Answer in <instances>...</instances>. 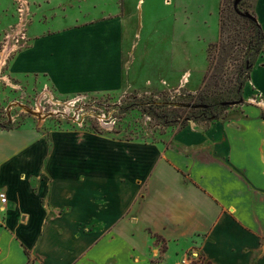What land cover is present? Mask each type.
<instances>
[{
    "label": "crops",
    "instance_id": "crops-1",
    "mask_svg": "<svg viewBox=\"0 0 264 264\" xmlns=\"http://www.w3.org/2000/svg\"><path fill=\"white\" fill-rule=\"evenodd\" d=\"M250 13L264 32V0ZM112 26L41 35L11 71L54 80L63 40H117ZM65 137L0 130V264H176L194 247L203 264H264V54L242 104L167 143Z\"/></svg>",
    "mask_w": 264,
    "mask_h": 264
},
{
    "label": "rangeland",
    "instance_id": "rangeland-1",
    "mask_svg": "<svg viewBox=\"0 0 264 264\" xmlns=\"http://www.w3.org/2000/svg\"><path fill=\"white\" fill-rule=\"evenodd\" d=\"M234 1L0 0V130L54 134L63 145L70 132L79 145L92 134L167 143L192 122L221 118L218 108L193 107L208 77L217 84L211 92L227 97L240 83L245 89L246 65L264 54L260 34L235 14ZM251 7L243 0L239 11ZM94 21L114 22L117 40H63L64 59L73 61L55 81L11 71L41 35Z\"/></svg>",
    "mask_w": 264,
    "mask_h": 264
},
{
    "label": "trees",
    "instance_id": "trees-1",
    "mask_svg": "<svg viewBox=\"0 0 264 264\" xmlns=\"http://www.w3.org/2000/svg\"><path fill=\"white\" fill-rule=\"evenodd\" d=\"M233 8H234V5H233ZM234 12H235V14H237L235 9H234ZM237 15L239 17L245 19L246 21H248L254 27V29L260 34V36H261L260 47H261L262 44H264V32H263L261 26L259 25V23L257 22V20L256 19L255 20L249 19V18L240 16L239 14H237ZM246 66L248 69L247 79L249 81L250 73L253 69L254 64L252 65V62H249V64ZM210 79H211V81L214 80L215 76L213 75L211 77H208L207 80H209V81L207 83H205L204 90H202V93L198 94L197 97H195L197 101L193 107H197L198 109H202L201 111H203L205 113H209L216 108L220 109L221 111H223L225 113L228 109H230L231 106H233L232 105L233 103L239 104V103L243 102L242 91H244V89H243L244 83H240L238 86H236L235 90H230L229 95L227 97H225L223 92H219V91L211 92V89H214L217 86V84H214L211 87L209 85ZM232 94H234V95L232 96ZM219 118L220 117H218V114H217L216 116L209 118L207 121H209V123H211V122H214L215 120H218ZM5 130L10 131V130H13V128L11 126H9ZM157 239H160V238H157Z\"/></svg>",
    "mask_w": 264,
    "mask_h": 264
},
{
    "label": "built area",
    "instance_id": "built-area-1",
    "mask_svg": "<svg viewBox=\"0 0 264 264\" xmlns=\"http://www.w3.org/2000/svg\"><path fill=\"white\" fill-rule=\"evenodd\" d=\"M0 203L1 204L7 203L6 194L3 192H0ZM203 262H204L203 253L199 248L194 247L185 255L184 258H182L176 264H203Z\"/></svg>",
    "mask_w": 264,
    "mask_h": 264
},
{
    "label": "water",
    "instance_id": "water-1",
    "mask_svg": "<svg viewBox=\"0 0 264 264\" xmlns=\"http://www.w3.org/2000/svg\"><path fill=\"white\" fill-rule=\"evenodd\" d=\"M243 0H235L234 1V9L235 11L237 12V14H239L240 16H243V17H246V18H249V19H254L255 20V17L250 14V13H241L239 11V5L240 3L242 2ZM232 105H237V103H233Z\"/></svg>",
    "mask_w": 264,
    "mask_h": 264
}]
</instances>
